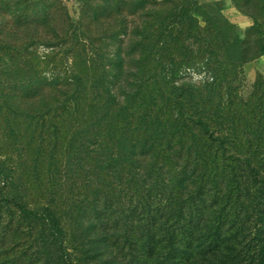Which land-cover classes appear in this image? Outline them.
<instances>
[{
    "label": "trees",
    "instance_id": "16d2710c",
    "mask_svg": "<svg viewBox=\"0 0 264 264\" xmlns=\"http://www.w3.org/2000/svg\"><path fill=\"white\" fill-rule=\"evenodd\" d=\"M76 1L74 19L64 0H0L17 26L57 9L61 53L58 107L0 123V264L94 263L86 222L127 264L198 249L242 264L227 243L254 223L264 264V76L241 92L264 55V0H232L244 31L221 0Z\"/></svg>",
    "mask_w": 264,
    "mask_h": 264
},
{
    "label": "rangeland",
    "instance_id": "374dc122",
    "mask_svg": "<svg viewBox=\"0 0 264 264\" xmlns=\"http://www.w3.org/2000/svg\"><path fill=\"white\" fill-rule=\"evenodd\" d=\"M64 1L71 16L76 19L79 13L77 1ZM221 1L224 3L225 15L240 29L244 31L252 24L251 17L241 12L232 0ZM54 10L55 20L50 25L28 23L26 26H17L11 13L12 8L9 7L4 14L0 15V123L4 127L8 122L15 123L16 126H21L24 129L26 128L25 124H21L17 120L12 121L14 113L17 116L21 113H41L46 112L52 106L56 109L59 105L61 53L58 35L60 25L59 19L57 20L59 17L57 9ZM245 11L249 12L246 9ZM243 73L244 84L241 92L243 95H247L258 74L264 76V55L246 63L243 66ZM0 129H2L1 126ZM6 137V133H2L0 130V145ZM50 147L52 148L53 145ZM50 147L49 152H52L53 149ZM57 158H61V153L57 155ZM261 186H264V182L256 180L253 188L252 207L255 206L256 195L260 194ZM260 207L264 208V205H260ZM260 207L258 208L260 209ZM253 224L252 235L242 230L241 235L232 243H227L228 246L232 245V248L237 247L242 250L246 259L242 264H254L253 251L251 250L253 243L250 240L254 233ZM89 225L88 222L84 224L85 233L90 235L88 247L102 253L99 258L93 260L94 263L90 264H127L125 253L115 250L112 243L104 245L105 232L100 228H90ZM245 234L247 238H243ZM92 241L95 243L90 245ZM97 249L99 250L97 251ZM124 251L127 252V250ZM221 252L220 258L223 259V256L226 255H223V251ZM210 255L209 253L205 258L201 249H198L197 254L193 252L190 257L187 255L186 259L188 258L190 264H208L206 260L211 258ZM247 259H250L252 263Z\"/></svg>",
    "mask_w": 264,
    "mask_h": 264
}]
</instances>
